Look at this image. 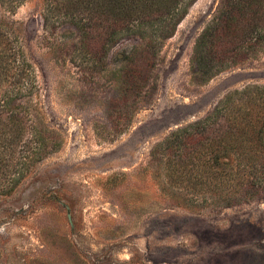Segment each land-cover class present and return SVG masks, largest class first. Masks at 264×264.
<instances>
[{
	"label": "rangeland",
	"instance_id": "1",
	"mask_svg": "<svg viewBox=\"0 0 264 264\" xmlns=\"http://www.w3.org/2000/svg\"><path fill=\"white\" fill-rule=\"evenodd\" d=\"M220 2L179 1L129 37L114 17L91 19L85 40L70 18H51L45 0H0V33L33 66L34 103L63 140L0 196V264H264V182L253 198L203 204L213 193L173 183L151 156L234 92L264 87V54L193 77Z\"/></svg>",
	"mask_w": 264,
	"mask_h": 264
},
{
	"label": "trees",
	"instance_id": "2",
	"mask_svg": "<svg viewBox=\"0 0 264 264\" xmlns=\"http://www.w3.org/2000/svg\"><path fill=\"white\" fill-rule=\"evenodd\" d=\"M9 1L18 6L26 0ZM45 1L51 18H70L86 40L93 34L91 19L114 17L127 27L122 35L129 37L150 20L174 15L175 5L190 0ZM63 6L67 7L65 14ZM115 35L117 32L110 33L107 42ZM106 48L104 42L102 49ZM261 54L264 0H221L197 42L192 75L208 81ZM38 92L33 66L21 48L0 33V196L12 195L32 170L63 144L61 135L47 124L34 103ZM117 130L116 135L125 131ZM263 138L264 87H252L234 92L207 118L174 132L151 156L155 164L165 165L162 168L173 183L191 189L201 186L213 193L212 198H203V204L211 201L215 206H230L258 195V185L264 182V174H259V167H264Z\"/></svg>",
	"mask_w": 264,
	"mask_h": 264
}]
</instances>
